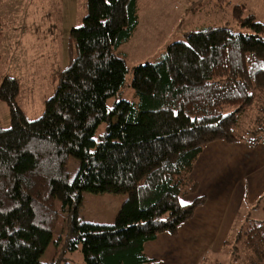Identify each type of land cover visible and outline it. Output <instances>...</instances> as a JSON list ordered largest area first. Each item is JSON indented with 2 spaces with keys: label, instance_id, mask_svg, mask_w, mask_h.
I'll return each instance as SVG.
<instances>
[{
  "label": "trees",
  "instance_id": "obj_1",
  "mask_svg": "<svg viewBox=\"0 0 264 264\" xmlns=\"http://www.w3.org/2000/svg\"><path fill=\"white\" fill-rule=\"evenodd\" d=\"M86 8L69 31L74 57L38 118L17 105L16 78H1L11 126L0 129V264H72L61 252L39 260L58 219L56 199L58 239L80 246L86 264H150L144 244L175 235L205 201L179 203L197 188L190 173L204 146L264 143V22L236 7L238 25L252 33L226 25L185 32L156 61L131 68L136 100L127 101L118 97L128 68L116 50L137 25V0H87ZM69 157L78 161L72 180ZM84 192L126 199L113 223L96 224L78 217ZM257 204L264 211V197ZM229 234L214 264H264V220Z\"/></svg>",
  "mask_w": 264,
  "mask_h": 264
},
{
  "label": "rangeland",
  "instance_id": "obj_2",
  "mask_svg": "<svg viewBox=\"0 0 264 264\" xmlns=\"http://www.w3.org/2000/svg\"><path fill=\"white\" fill-rule=\"evenodd\" d=\"M87 0H0V82L4 75L16 78L18 92L16 103L28 120L38 118L44 110V102L52 96L58 83V74L74 57L69 41V31L82 23L86 15ZM241 7V17L252 15L254 21L264 22V0H137V25L131 36L116 50L128 68L124 87L119 98L135 101L131 88V68L145 62H154L165 47L182 40L187 31H196L209 25H226L234 33H252L248 27L238 25L234 9ZM113 99L106 105L110 107ZM11 126L9 111L0 99V129ZM98 126L95 139L104 130ZM69 180H72L78 161L69 157L66 163ZM126 199V194L82 193L78 217L84 222L111 224ZM58 219L52 230L51 240L39 260L47 263L56 253L72 264H86L80 246L67 249L62 235L63 213L60 201H54ZM248 220H264V211L255 204L247 211ZM244 220L237 227H246ZM231 234H229V237ZM56 243V244H55ZM221 250L207 256L206 264L223 260Z\"/></svg>",
  "mask_w": 264,
  "mask_h": 264
},
{
  "label": "crops",
  "instance_id": "obj_3",
  "mask_svg": "<svg viewBox=\"0 0 264 264\" xmlns=\"http://www.w3.org/2000/svg\"><path fill=\"white\" fill-rule=\"evenodd\" d=\"M190 177L197 188L180 197L179 203L198 197L205 201L178 225L175 235L160 233L144 244L150 264H200L221 250L232 226L248 220L249 208L264 197V143L249 147L211 141L198 155Z\"/></svg>",
  "mask_w": 264,
  "mask_h": 264
}]
</instances>
